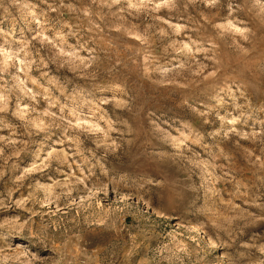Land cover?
I'll return each mask as SVG.
<instances>
[{"label":"clouds","instance_id":"9594fccd","mask_svg":"<svg viewBox=\"0 0 264 264\" xmlns=\"http://www.w3.org/2000/svg\"><path fill=\"white\" fill-rule=\"evenodd\" d=\"M0 264H264V0H0Z\"/></svg>","mask_w":264,"mask_h":264},{"label":"rangeland","instance_id":"374dc122","mask_svg":"<svg viewBox=\"0 0 264 264\" xmlns=\"http://www.w3.org/2000/svg\"><path fill=\"white\" fill-rule=\"evenodd\" d=\"M140 102L146 109H159L160 111H165L174 103V96L167 89L154 88L148 83H145ZM146 126L145 122V127Z\"/></svg>","mask_w":264,"mask_h":264}]
</instances>
